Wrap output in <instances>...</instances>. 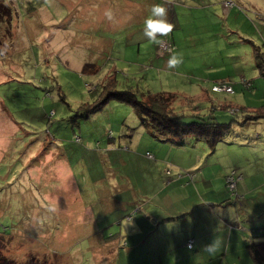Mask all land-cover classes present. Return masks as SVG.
Returning <instances> with one entry per match:
<instances>
[{
    "label": "rangeland",
    "instance_id": "374dc122",
    "mask_svg": "<svg viewBox=\"0 0 264 264\" xmlns=\"http://www.w3.org/2000/svg\"><path fill=\"white\" fill-rule=\"evenodd\" d=\"M5 2L17 13L9 27L0 30L6 34L0 38V50L7 49L0 59V227L18 228L9 239L0 237V253L29 262L93 264L84 237L72 244L71 258L73 224L92 221L107 234L116 231L120 210L95 211L107 190L102 187L105 183L127 184L112 191V198L130 202L139 197L144 181L139 172L145 170L147 159L143 162L136 142L147 134L160 140L148 132L150 127L139 123L135 109L126 102L109 99L86 117L81 108L97 99L100 82L109 75L115 76L118 89L129 85L138 92L176 93L179 114L196 113L220 123L231 122L219 139V156L207 143L192 145L197 139L191 135H187L190 142H183L186 152H170L169 158L175 156L177 165L186 161L185 168L176 172L178 177L187 176L193 184L195 174L205 170L206 175L208 170L213 171L216 182L226 164L236 161L242 169H250L254 180L264 182V116L246 119L247 112L239 110L243 105H264V75L253 55L259 52L264 56V28L260 27L264 0H218L214 13L202 6L179 14L177 4L169 3V20L173 18L177 35L171 45L174 49L178 44L185 46V72L164 70V59L174 49L158 55L157 46L143 36L147 16L142 17L125 0H120L122 14H114L111 21L102 18L99 0ZM231 7L235 15L227 14ZM72 28H80L82 34H71ZM133 30L131 41L128 37ZM102 37L111 41L104 43L108 46L103 52ZM85 54L94 58L81 64ZM205 63L219 65L204 69ZM212 70H218L220 79H200ZM245 80L251 82L250 87L243 84ZM211 83H227L233 90L210 91ZM201 88L209 90L208 97L187 100L185 93ZM183 120L191 122L193 118L185 116ZM107 143L110 150L105 148ZM149 153L146 156L153 158ZM239 175L235 166H229L225 186L236 191ZM262 191L264 183L252 191V201L264 203V196L258 195ZM195 192H202L197 184ZM229 198L235 208L244 204L238 193ZM57 202L58 212L46 213V206ZM90 206L93 212H85Z\"/></svg>",
    "mask_w": 264,
    "mask_h": 264
},
{
    "label": "crops",
    "instance_id": "0c3cea01",
    "mask_svg": "<svg viewBox=\"0 0 264 264\" xmlns=\"http://www.w3.org/2000/svg\"><path fill=\"white\" fill-rule=\"evenodd\" d=\"M125 1L131 4V8L135 9L137 13L142 14V17L148 16L151 6L156 4V0ZM203 1L204 4L200 0H178L176 11L180 14L185 11L190 12L193 9H200L202 6H206L205 10L211 13L218 11L216 6L218 0ZM166 2L168 0H164L161 3L166 4ZM99 3L100 14L103 15L102 18L104 20H106L104 16L106 9L111 8L113 13L116 11L114 14H122L123 8L122 6L120 7V0H99ZM12 8L17 13L13 6ZM232 13L235 15L233 7L227 10V14ZM74 17L75 14L71 16V18ZM59 25L60 23L57 26ZM260 27L264 28V20L260 21ZM79 29L72 28L71 34H82ZM103 33L104 31L100 35L103 36ZM134 33L133 30L128 37L131 38V41ZM138 33L136 32V34ZM88 34L91 35V33ZM176 36L173 31L170 34V39L175 42ZM100 41L102 42L100 45L103 48V52L108 46L107 43H111V41L104 37ZM105 42L107 43L104 44ZM151 47L153 48V45ZM184 48L185 46L181 48L178 44L174 49L176 52L183 54V63L175 68L176 72L179 70L185 72V67L187 68L185 62L187 56H185L184 52L186 50ZM171 54L164 59V70H169L166 67V62ZM83 56L84 58L80 61L81 64L86 61V58H88L87 60L94 58L86 54ZM65 59L66 57H62L63 61ZM216 65L219 64L205 63L203 67L205 69ZM211 72L212 74L208 72L207 77H200V79L204 82L211 80L213 82L220 79L216 75L218 70H212ZM151 93L159 92L153 91ZM174 94L178 96L176 93ZM207 94H209V90L206 89L205 91L201 88L199 91L185 93V97L187 96V100H192L195 96L198 98L204 95L208 97ZM247 109L251 110L252 108L248 106ZM149 131L151 135L156 136L151 130ZM190 137L186 136L178 141L177 139L159 136L158 139L160 141H156L155 137L151 138L147 134V136H142L140 142H136V150L141 151L140 155L143 162L147 159V163L145 162L146 166H144L145 170L139 172L140 178L144 179L141 183L142 186H139V197L130 202L117 200L111 197L112 191L115 193L124 189L127 184L122 182L103 184L102 187L107 190L102 193L99 206L95 208V211L106 213L120 210L118 227L114 233L107 234V230L97 225L96 222L73 224L76 228L73 229L74 235H72L71 231V236H73V241L71 240V258L72 244L76 242L78 237H84V241L88 243L86 250L91 252L93 264H264V249L259 248L257 254L253 256L248 247V245L262 240L259 235L264 231V203L261 201L257 202L259 199L252 201V198L255 197L252 195V191L257 187H261L264 182L258 183L252 177L253 174L250 169H242V166L235 164L237 163L236 161L226 164L222 173L220 175L217 174L216 182L214 181V175H212L213 171L209 172L208 170H206L208 173L206 175L203 174L205 170H201L198 175L195 174L196 178L193 176L195 179H192L195 182L193 184L187 181L191 180L187 176L178 177L176 172L179 171L180 167L186 166V161L177 165L174 161L175 156L169 158L170 152L175 151L179 154L186 152V145L183 142H190L189 139L192 140ZM196 139L197 141H193L192 145L198 142L206 143L202 138ZM218 143L219 141L212 147L214 153H216ZM109 146L111 145L107 143L105 148L110 150ZM126 148L129 147L126 146ZM146 151L151 152L154 157H147ZM216 155L219 156L217 153ZM189 161L188 163H190ZM229 166H235L240 173L237 188L240 192L239 194L244 196L243 206L236 208L229 203L225 187L224 175L229 170ZM162 170H170V173L166 171L163 173L164 171ZM71 176L73 177L74 185H76V178L72 172ZM135 177L138 179V174ZM196 184L202 189L200 194L195 192ZM258 195L264 196V191L258 192ZM256 205H258V210H255ZM92 210L91 206L84 209L85 212H93ZM126 216H131V218L125 220ZM188 239H192L191 248L186 245ZM212 240L218 241V246L214 252L209 253L204 250V245Z\"/></svg>",
    "mask_w": 264,
    "mask_h": 264
},
{
    "label": "trees",
    "instance_id": "16d2710c",
    "mask_svg": "<svg viewBox=\"0 0 264 264\" xmlns=\"http://www.w3.org/2000/svg\"><path fill=\"white\" fill-rule=\"evenodd\" d=\"M157 1L162 2L164 0H156V2ZM177 3L178 0H171L170 2V4L173 5ZM166 4L170 10L171 7L169 5V2H166ZM13 14L14 10L12 6L9 3L5 2V0H0V30L2 28L9 27V25L11 24L10 20L12 19ZM1 23L4 24V27H1ZM5 36L6 34L4 32L0 34V38ZM167 38L171 43H173V41L170 39V35ZM173 49L174 48H172L170 51H172ZM6 51L7 49H3L2 51L0 50V59L5 57ZM254 55L257 63L256 65L259 68L260 73L264 75V56H262V54L259 52L254 53ZM116 81L117 80H115L114 75H109L107 78L100 82L101 91L97 95V99L92 103H84L81 105V108L84 111V117H86L88 113L93 112L104 105L109 99H117L132 105L139 117V123L143 126L150 127L151 132L156 136L177 139L178 141H180L183 137L191 135L195 138H202L211 148L218 141H220L219 139L223 137L224 132H226L231 126V122L220 123L208 117H201L196 113L188 115L177 113L176 107H180V105L176 103L174 104V102L178 99L173 98L174 96L177 97L174 93H151L149 91L138 92L134 88H131L129 85H126L125 87L122 86L121 89H118L116 87L118 82ZM214 84H212L211 87ZM250 86L251 82L248 87ZM211 91L217 92V90L212 89ZM171 98H173V100H171ZM247 107L248 106L239 108V110L247 112L245 117L246 119L264 116V105L261 104L260 106L254 107L251 110L247 109ZM181 109L183 110L182 106ZM185 116L192 117L193 120H191V122H187L183 120ZM235 189V192L239 194L240 192L237 188V185ZM226 190L228 191V193H230V190L227 187ZM230 196L231 195L228 194V199H230ZM17 228L18 227H11L9 229L7 227H0V237L2 239L6 237L9 239V236H12L14 229L16 230ZM259 236L262 237L261 241L248 245L253 256L257 254L259 248L264 249V231H262ZM44 259L47 260L48 257H44ZM49 259L51 260V258ZM0 264H46V261L43 260L42 262H38L35 260L34 262H29L27 260H24V258H18V256H7L4 253H0Z\"/></svg>",
    "mask_w": 264,
    "mask_h": 264
},
{
    "label": "clouds",
    "instance_id": "9594fccd",
    "mask_svg": "<svg viewBox=\"0 0 264 264\" xmlns=\"http://www.w3.org/2000/svg\"><path fill=\"white\" fill-rule=\"evenodd\" d=\"M49 2V0H46ZM170 3L171 0H168ZM104 16L109 21L113 20L114 13L111 9H106ZM175 24L169 20V9L164 4H153L150 8L149 15L144 20L143 36L151 42V44L159 46L164 42L174 30ZM183 63V54L175 50L169 56L166 62L167 69H175ZM58 202L50 203L46 206L45 211L50 215H55L58 212ZM218 241L212 240L210 243L204 245V250L212 253L216 250ZM192 245H189L191 248Z\"/></svg>",
    "mask_w": 264,
    "mask_h": 264
},
{
    "label": "built area",
    "instance_id": "2783aa9c",
    "mask_svg": "<svg viewBox=\"0 0 264 264\" xmlns=\"http://www.w3.org/2000/svg\"><path fill=\"white\" fill-rule=\"evenodd\" d=\"M224 3L226 5H231V1H225ZM171 49H172V45H171V42L169 41L168 38H164V42L161 45L157 46V51H158L159 55L163 54L165 51H170ZM243 84L248 87L250 85V82L245 80ZM211 89L217 90V91H226V92H231L233 90L232 86L230 84H227V83L214 84L211 87ZM146 154L148 156L151 155L148 151H146ZM232 172H233V177H234V173L236 174V172L234 170H232ZM229 190H230L231 196L235 197L237 195V192H235V190H233L231 188H229ZM186 245L188 247H189V245H192V239H188L186 242Z\"/></svg>",
    "mask_w": 264,
    "mask_h": 264
}]
</instances>
